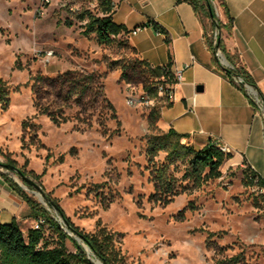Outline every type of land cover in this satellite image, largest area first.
Here are the masks:
<instances>
[{
	"label": "rangeland",
	"instance_id": "1",
	"mask_svg": "<svg viewBox=\"0 0 264 264\" xmlns=\"http://www.w3.org/2000/svg\"><path fill=\"white\" fill-rule=\"evenodd\" d=\"M64 1L67 6L61 5ZM98 3L0 0V79L9 91L7 109L0 107V163L7 156L15 161L14 167L39 178L26 176L28 182L1 165L0 177L14 181L65 231L43 193L56 199L83 231L93 232L99 221L114 233L126 264H264V189L249 184L240 170H226L193 188L191 180L180 179L184 164L176 161L167 173L187 191L165 205L151 197L152 164L165 162V152L158 151L153 158L148 152L147 115L152 107L166 105L167 99L158 97L153 106L126 103V84L136 94L152 78L141 72L138 58L123 37L100 45L93 33H82L85 21L78 14L86 10L100 16ZM72 5L79 8L72 11ZM130 65L136 74L128 67L126 82L121 67ZM66 70L76 72L77 77L93 74L94 83L79 104L69 106L66 101L73 102L76 92L67 84L60 93L58 85L39 84L41 102L68 118L55 126L46 115L36 114L29 78H56ZM104 98L113 105L119 125L110 117ZM189 202L193 209L187 207ZM27 227L21 225L24 234ZM44 233L55 239L49 229ZM67 233L88 258L99 262L80 238ZM65 243L74 252L72 243Z\"/></svg>",
	"mask_w": 264,
	"mask_h": 264
},
{
	"label": "crops",
	"instance_id": "2",
	"mask_svg": "<svg viewBox=\"0 0 264 264\" xmlns=\"http://www.w3.org/2000/svg\"><path fill=\"white\" fill-rule=\"evenodd\" d=\"M111 1V19L127 28L122 37L139 60L152 67L171 64L172 69L183 68L170 104L160 108L159 131L173 129L183 135L180 142L193 149L209 142L225 145L229 152L221 172L251 170L264 179V109L255 105L251 92L239 89L214 64L204 37L209 21H200L187 0ZM222 1L232 27L229 32L221 30V43L237 57L264 98V0ZM213 3L225 25L224 8ZM135 27L139 29L132 33ZM12 219L20 229L22 224L31 228L36 221L29 216L26 203L0 177V222Z\"/></svg>",
	"mask_w": 264,
	"mask_h": 264
},
{
	"label": "trees",
	"instance_id": "3",
	"mask_svg": "<svg viewBox=\"0 0 264 264\" xmlns=\"http://www.w3.org/2000/svg\"><path fill=\"white\" fill-rule=\"evenodd\" d=\"M187 1L192 6L200 21H209V30H205L204 37L206 44L212 51L214 64L225 73L231 82H233L232 76H241L244 82L250 85L257 92L258 96L262 98L264 107V98L257 89L250 75L243 69L242 66H240L237 57L230 54L221 43V30L226 29V31L229 32L232 27V17L228 14L223 1ZM214 1H216L219 6L224 8V12L227 16V23L225 25L222 24L216 16L215 6L213 3ZM97 6L99 8V12L101 13L100 16L94 15L86 10L81 11L78 14L79 20L85 21L82 33L84 35L93 33L98 44L109 45L116 37H122L125 35L128 30L123 24H117L112 21L111 12L113 3L111 0H99ZM209 10L213 13L212 18L209 17ZM215 30H218L219 32L216 45L221 50L225 60L227 61V67L222 66L214 55L212 37ZM130 49L135 53L133 48ZM137 63L141 68V72L148 74V76L152 78V81L142 86V90L150 97L157 96L158 83H160L163 88H166L175 82L173 74L169 70L171 64H166V68L164 69L162 67H152L145 61L139 59H137ZM15 66L20 68L17 63ZM128 67L131 70V74H136L134 72V65L122 66L121 78L126 82H129L130 79L129 76L126 75ZM76 77L77 73L71 70H66L63 74L58 75L56 78H49L43 75L30 76L29 80H33L31 88L34 91L32 104L36 110V114L46 115L50 122L55 126H59L60 124L67 122L68 118L62 111H56V109L51 108L48 103L44 104L41 102L43 97L39 95V90H41L39 89L41 88L39 84L42 82L53 87L58 85L59 93L62 91L64 85L67 84L68 88H71L74 92H76V98L73 102L66 101V106H69L72 105V103L79 104L81 99L87 95V91L91 90V86L94 83L93 74H88L84 77ZM160 77H163V80H161ZM236 86H238V88L242 91H245L242 84ZM249 100L250 102H253L251 99ZM104 101L106 102L108 109L111 111L110 117L116 119L117 117L113 105L105 98ZM8 104L9 91L6 88L5 82L0 79L1 109H7ZM169 104L170 102L167 101L166 105ZM159 114L160 109L152 107L147 115L148 128L151 131L148 137V152L151 154V158H153L158 151L165 152V162L158 165H155L154 163L152 164V166H154L153 176L155 185L154 193L151 194V197L155 202L165 205L172 201L175 196L187 191L186 187L177 185L178 180L175 179V177L167 173V169L170 164L176 161H181L184 164V170L180 179L191 180L192 187L198 188L208 180L217 179L221 176L220 167L223 161L228 157V154L223 153L211 142L205 144L199 149H193L189 145L182 144L180 140L183 135L176 133L171 128L165 133L159 131L156 127V121L159 118ZM116 123L119 125V121L117 119ZM21 127L23 129L27 127L25 121L21 123ZM4 163L15 165V161L7 156H5ZM20 171L23 175L31 176V178L35 180L39 178V175L33 173L32 171ZM1 176L7 186L26 203L29 209V216L35 220L43 219V223L40 224L37 229L33 227L28 228L24 234L15 219H12L7 223L0 222V264H94L93 261L88 258L81 245L67 232H70L80 238V241L89 247L93 256H95L101 264H126L120 249L116 246L114 233L106 230L105 227L100 226L99 221L96 222L93 232L83 231L74 225L70 218L63 212L56 199L50 198L49 194H45L42 191L44 197L51 199L54 203L55 211L64 221V225L66 227L65 231L60 223L54 220L46 209L32 196L25 193L20 186L7 176ZM243 176L247 179L249 184L256 185L264 189V179L259 177L256 173L251 170H244ZM24 182L28 184V182ZM187 207H189V209L194 208L191 202L187 204ZM182 211L183 210H181V212ZM46 229H49L55 234L54 240L46 237V234L44 233V230ZM66 240H69L72 243L74 246V252L67 250L65 243Z\"/></svg>",
	"mask_w": 264,
	"mask_h": 264
},
{
	"label": "built area",
	"instance_id": "4",
	"mask_svg": "<svg viewBox=\"0 0 264 264\" xmlns=\"http://www.w3.org/2000/svg\"><path fill=\"white\" fill-rule=\"evenodd\" d=\"M42 1L44 3H48L49 2V0H42ZM95 1H97V0H95ZM61 5L62 6H67V3L64 1V2H62ZM93 6L94 5H92V7ZM69 8H70V10L75 11L79 7L76 6V5H72ZM138 29H139V27L133 29L131 32L135 33ZM216 41H217V31L215 30L214 34H213V37H212V47L214 49V55L217 57V59L220 61V63L224 67H227L228 63L225 60L221 50L216 46ZM185 66L186 65H184V67ZM161 67L164 68V69L166 68L165 65H162ZM182 69L183 68H174V69H172L171 66L169 67V70L173 74L175 82L172 85L167 86L166 88H163L161 86V84L158 83L157 84V96L156 97H150L142 89H141V91L139 93L134 94L133 86H131L130 84H126V89H125L126 90V95H125L126 103L128 105H130V106H139V105H142V104L153 106L155 99L158 98V97H162L163 96V97H166L167 101L172 100L173 89L181 80ZM160 79L163 80V77H160ZM232 81L236 85L242 84L249 92L252 93L255 105L261 110L264 109L262 99L257 95L256 91L250 85H248L247 83L244 82V80L242 79L241 76H238V75L237 76H232ZM212 144L217 146L218 149L221 150L223 153H227L228 154L229 148L227 146L219 145V144L214 143V142ZM42 223H43V219L36 220L34 225H33V228L37 229L39 227V225L42 224Z\"/></svg>",
	"mask_w": 264,
	"mask_h": 264
},
{
	"label": "water",
	"instance_id": "5",
	"mask_svg": "<svg viewBox=\"0 0 264 264\" xmlns=\"http://www.w3.org/2000/svg\"><path fill=\"white\" fill-rule=\"evenodd\" d=\"M209 17L210 18H212L213 17V13H212V11L211 10H209ZM217 31V38L219 37V32H218V30H216ZM217 46V45H216ZM0 165L2 166H4V167H7V168H9V169H11V170H13V171H15L17 174H19L24 180H26V181H28V182H30V180L25 176V175H23L22 173H21V171L18 169V168H16V167H14L13 165H10V164H5V163H0ZM46 200H47V202L55 209V205H54V203L52 202V200L51 199H49V198H45ZM63 221V220H62ZM63 223H64V221H63ZM94 264H98L97 262H93Z\"/></svg>",
	"mask_w": 264,
	"mask_h": 264
},
{
	"label": "bare ground",
	"instance_id": "6",
	"mask_svg": "<svg viewBox=\"0 0 264 264\" xmlns=\"http://www.w3.org/2000/svg\"><path fill=\"white\" fill-rule=\"evenodd\" d=\"M98 264H101L100 262H97Z\"/></svg>",
	"mask_w": 264,
	"mask_h": 264
}]
</instances>
